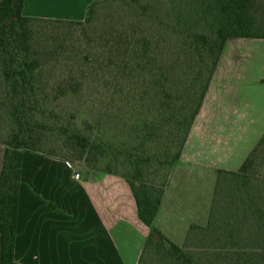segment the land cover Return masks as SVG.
<instances>
[{
  "label": "trees",
  "instance_id": "1",
  "mask_svg": "<svg viewBox=\"0 0 264 264\" xmlns=\"http://www.w3.org/2000/svg\"><path fill=\"white\" fill-rule=\"evenodd\" d=\"M163 1L166 0L156 3L95 0L88 6L83 21H63L24 17V0H0V79L4 84V104L11 124L6 139L0 141L6 146L0 171V264H17L14 243L22 152L40 153L66 161L83 160L87 167L99 171V160L94 157V152L103 147L111 148L109 142L98 135L100 123L92 124L88 120L82 121L81 130L66 120L56 130L50 128L59 142L54 144L45 139V126L39 117L48 118L52 112L47 111L45 92L49 83L43 76L52 53L58 57L57 53L61 52L53 50L51 53L40 48L36 44L38 41L35 43L36 22L82 26L88 31L95 29L94 41L100 52L95 54L98 65L94 74L102 75L104 80L96 81L93 89L96 93L113 90L117 94L138 91L146 95L145 98L139 97L138 102L152 104L154 116L138 120L135 139H139L144 131L151 133L154 124L160 120L161 125H158L166 127L169 136L173 135L171 143H179L175 156L169 162L164 160L169 163L170 170L181 155L226 42L231 38L264 39V18H259L264 13L263 0H199L206 4V15L194 13L188 1L182 5L183 11H177L168 8L175 5L170 0L169 4L164 3L166 11L161 12ZM110 2L125 5L128 10L123 15L131 14L137 20L133 18L126 24L119 23L120 16L114 15L101 32H95L94 15ZM142 20H152L157 29L152 32L142 30L139 25ZM157 32L165 34L163 42ZM49 38L47 42L52 40ZM172 39L175 47L165 50V47H171ZM173 54L174 58H171ZM183 63L188 64L186 71L182 68ZM80 69L75 74L90 75L84 66ZM108 70L114 75V84L106 79ZM177 73L180 75L175 77ZM67 77L52 87L54 98L80 94L90 86L70 75ZM133 81L135 87L131 88L129 85ZM136 107L138 105H132V108ZM50 145L55 146L51 148ZM263 157L264 134L237 171H217L207 223L204 226L191 225L182 245L166 239L154 226L170 171L162 189L155 190L143 183L137 164L134 166L130 162L133 159L130 154L127 164L134 166L132 173L112 170L111 165L118 162L115 156L112 157L101 171L119 175L127 181L138 218L150 229L137 264L144 263L149 251L160 258L159 264H264V197L257 192L256 196L251 195L252 180L256 178ZM227 181L232 185L229 190L244 189L246 197L238 198L234 193L229 200L231 192L224 195L223 191ZM224 196L229 201L223 207Z\"/></svg>",
  "mask_w": 264,
  "mask_h": 264
},
{
  "label": "crops",
  "instance_id": "2",
  "mask_svg": "<svg viewBox=\"0 0 264 264\" xmlns=\"http://www.w3.org/2000/svg\"><path fill=\"white\" fill-rule=\"evenodd\" d=\"M94 1L24 0L22 15L82 21ZM63 2L72 5L64 11L52 9ZM51 10L60 13L50 15ZM231 39L252 41L254 60L226 62L222 52L181 155L170 170L154 219L161 234L162 226L187 232L191 225L204 226L217 171H237L264 134V39ZM5 149L0 142V171ZM207 179L210 188L202 195L196 191L201 186L197 181ZM149 231L138 218L132 190L123 177L22 152L14 243L17 264H137Z\"/></svg>",
  "mask_w": 264,
  "mask_h": 264
},
{
  "label": "rangeland",
  "instance_id": "3",
  "mask_svg": "<svg viewBox=\"0 0 264 264\" xmlns=\"http://www.w3.org/2000/svg\"><path fill=\"white\" fill-rule=\"evenodd\" d=\"M154 2L153 0H142ZM175 5L168 6L169 9L183 11L182 5L189 2L192 5L194 13L206 15L205 6L206 4L200 3L199 0H171ZM160 2V0H156ZM154 2V3H156ZM264 2V0L262 1ZM164 3H170V0L163 1L162 11L165 12L166 8ZM158 4V3H157ZM71 3H60L51 5L52 9L56 7L59 11H64L63 8L71 6ZM160 5V3L158 4ZM264 4H262L264 12ZM45 6V5H44ZM43 6V7H44ZM73 7V6H72ZM128 7L125 5L110 2L101 6L98 11H96L93 18V26H96L95 32H101L104 29V25L111 20L114 15L120 16V22L126 24L127 22L133 21V18L137 20L136 16L128 15L124 16V12L127 11ZM57 11V10H56ZM56 11L51 10L50 15H58ZM119 11V12H117ZM120 13V14H119ZM264 13L261 18H264ZM83 21V20H82ZM37 26L35 30V43L40 48H46L51 53L54 51L61 52L56 56L55 52L52 53L48 61V68L44 71V79L48 80V88L46 89L47 94V111L49 110L52 114L47 115L48 118L39 117V120L44 124L45 139L50 140L54 144L59 142L58 137L52 135V129H55L60 124H65L68 120L69 124L79 128L83 120H88L92 124L96 122L100 123V129L98 135L104 141H108L111 148H101L95 151V158H98L99 163L97 169L99 171L105 168V164L112 160V157H116L117 161L115 164L111 165L112 170H116L119 173H132L134 171V164H137L140 172V178H142L143 183L149 188L155 190H161L168 173L170 171L169 162L173 156L179 151V143H171L172 136H169L168 129L161 125V121L158 120L154 124L151 133L144 131L139 135V139H135L134 130L138 127V120H142L143 117L152 118L154 116L152 104L138 102V98H145L146 95L139 94L138 91L132 94H117L111 90L110 93L99 92L93 89V85L98 80H104L102 75H95L94 71L97 69L98 62L95 58V54H98L100 50L98 49V44L94 41V28L91 31L82 26H70L66 25H55L51 23L36 22ZM137 24V22H135ZM54 25V26H53ZM140 28L146 32H152V29H157L155 23L152 20H142L139 22ZM160 30V29H158ZM264 33V31H262ZM149 34V33H148ZM157 35L164 41V33L157 32ZM50 37V38H49ZM47 38L52 39L47 42ZM253 42L250 40H238L230 39L227 42L225 50L223 51L222 60L223 61H238V60H254L253 53L251 50ZM175 47V40L172 39L171 47H165L164 49H169ZM163 49V44H160V50ZM176 52V51H175ZM174 52V54H175ZM174 54L171 58H174ZM88 55V59L85 56ZM56 57V58H55ZM88 63V64H87ZM184 64V63H183ZM188 64L182 66L183 70L186 71ZM85 67L90 75L87 73L80 75L75 74V72L81 70L80 67ZM47 67V66H46ZM70 75L74 80H80L85 83L90 84L85 92H81L76 95H59L56 98L54 90V84H57L61 80H66ZM106 79L110 80L114 84V75L107 71ZM180 73H177L175 77H178ZM147 81V76H146ZM135 81L129 85V87L134 88ZM3 82L0 79V141H4L11 129L10 121L7 117V110L4 104L5 93L3 91ZM53 90V91H52ZM139 90V88L137 89ZM132 105L138 107L132 108ZM147 110L150 113H146ZM159 124V125H158ZM49 128V130H48ZM53 130V132L55 131ZM101 139V140H102ZM55 145H53L54 147ZM51 147V145L49 146ZM51 147V148H53ZM131 155L133 159L130 161L128 155ZM167 159L166 162L164 160ZM132 162V166L128 165L127 162ZM68 163L76 166L77 169L81 167L89 168L85 165L83 160L75 161L68 159ZM90 169V168H89ZM102 172V171H101ZM224 184V195L230 193L229 200L235 195L239 197H246V192L244 189L241 190H229L232 187L231 184ZM201 186L196 187V191L200 192L202 195L205 191H208L210 186L208 179L206 182L197 181ZM254 185L252 189V196H256V192L259 196L264 197V157L261 165L258 167L257 175L254 180H252ZM214 184V183H213ZM257 186V187H256ZM227 189V190H226ZM245 192V193H244ZM200 197V196H198ZM228 199L223 198V203ZM228 200V201H229ZM227 201V202H228ZM226 205L223 204V207ZM262 206V205H261ZM184 223V222H183ZM162 234L165 237H169L171 241L176 244H181L186 236L187 230L179 229H166L162 226ZM173 232H176L173 234ZM183 244V243H182ZM181 244V245H182ZM160 258L155 255L154 252H147L144 257L143 264H159Z\"/></svg>",
  "mask_w": 264,
  "mask_h": 264
},
{
  "label": "built area",
  "instance_id": "4",
  "mask_svg": "<svg viewBox=\"0 0 264 264\" xmlns=\"http://www.w3.org/2000/svg\"><path fill=\"white\" fill-rule=\"evenodd\" d=\"M78 178H79V174H78V173H75V174H74V179L77 180Z\"/></svg>",
  "mask_w": 264,
  "mask_h": 264
}]
</instances>
